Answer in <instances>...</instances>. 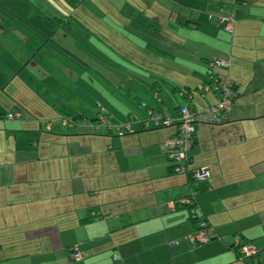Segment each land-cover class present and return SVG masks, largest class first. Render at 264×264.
I'll return each mask as SVG.
<instances>
[{
	"label": "crops",
	"instance_id": "obj_1",
	"mask_svg": "<svg viewBox=\"0 0 264 264\" xmlns=\"http://www.w3.org/2000/svg\"><path fill=\"white\" fill-rule=\"evenodd\" d=\"M174 3L40 8L49 19L0 6V264H264V0ZM215 58L238 95L226 122L196 126L189 166L210 176L192 186L161 149L177 123L154 127L147 110L176 120L213 104L188 95ZM98 104L132 132L61 124H91ZM199 220L209 240L191 243Z\"/></svg>",
	"mask_w": 264,
	"mask_h": 264
},
{
	"label": "built area",
	"instance_id": "obj_2",
	"mask_svg": "<svg viewBox=\"0 0 264 264\" xmlns=\"http://www.w3.org/2000/svg\"><path fill=\"white\" fill-rule=\"evenodd\" d=\"M219 12L222 13L223 9L220 8ZM221 19L223 20L225 31L231 32L234 21L233 15H223ZM228 66L229 62L225 58H215L210 61L207 69V82L203 83L197 91L193 90L188 95V97H193L195 95L204 96L205 94L212 92L217 93L218 98L213 104L200 109H192L189 106L184 105L179 108L178 118L176 120L167 116H161L160 114H154L152 110H147L148 115L153 120L154 127L170 126L175 122L177 123V132L174 135L168 136L161 143V149L171 162L173 171L176 174L188 175L192 186L198 184L199 181L208 179L210 176L208 167L190 169L188 165L190 161L189 151L192 147L196 126L198 124H221L226 122L232 109L233 102L237 96L235 82L224 72ZM97 109V116L91 124L87 123L85 119L72 117H62L60 122L67 128L84 125L95 131L99 130L101 127H109L113 128L119 136L132 132L130 122H115L112 120L111 114L106 111L102 104H98ZM19 117V111H12L2 115V118L6 120H12ZM144 124L148 125L147 120ZM51 127L52 121L48 120L44 122L45 130H50ZM188 201L187 198H183L180 200V203L186 204ZM188 240L191 243L207 242L209 240L207 223L199 220L197 230L188 237ZM238 251L240 254L239 256L242 258L256 256L258 252L255 247L243 242H239ZM70 258L74 261L82 259V254L79 251L78 245L72 247L70 250Z\"/></svg>",
	"mask_w": 264,
	"mask_h": 264
},
{
	"label": "rangeland",
	"instance_id": "obj_3",
	"mask_svg": "<svg viewBox=\"0 0 264 264\" xmlns=\"http://www.w3.org/2000/svg\"><path fill=\"white\" fill-rule=\"evenodd\" d=\"M175 0H0V6L8 7V11H13L14 9H30V8H40L49 7L50 9H54L55 7H62L66 6H77L79 8H86L90 10L95 7H118L120 9H126L130 7H149L155 6H175ZM179 5H187L186 0H178ZM158 5V6H157ZM55 10V9H54ZM2 10L0 9V16L2 17H9V15H4L1 13ZM54 14V13H53ZM41 19H49L52 16L48 11H42V13L37 14ZM28 14L27 16H37ZM59 17H62L61 14H58ZM72 17H79L83 16L80 14H72ZM88 17L95 18V14H89ZM29 19V18H28ZM28 22H33V18L27 20Z\"/></svg>",
	"mask_w": 264,
	"mask_h": 264
},
{
	"label": "trees",
	"instance_id": "obj_4",
	"mask_svg": "<svg viewBox=\"0 0 264 264\" xmlns=\"http://www.w3.org/2000/svg\"><path fill=\"white\" fill-rule=\"evenodd\" d=\"M220 8H224V7H220ZM219 8V9H220ZM219 9H217V11L219 12ZM227 14H232V12H230V13H226V12H224V9H223V12H222V15H227ZM233 29V28H232ZM233 31V30H232ZM231 31V32H232ZM231 32H228V33H231ZM207 69H208V66H207ZM228 69H229V66H228V68L227 69H225V73L232 79V77L229 75V73H228ZM223 73V72H222ZM207 77H208V75H207ZM233 80V79H232ZM234 81V80H233ZM207 82V81H206ZM235 82V81H234ZM235 84H236V82H235ZM236 87V90H237V86H235ZM200 88V87H199ZM198 88V89H199ZM212 93H214V92H212ZM214 94H217V93H214ZM237 95H238V91H237ZM237 97V96H236ZM182 106H184V105H182ZM182 106H180V107H182ZM233 106V105H232ZM179 107V108H180ZM205 107H207V106H205ZM179 108H178V110H179ZM72 118H77V117H72ZM119 136V135H118ZM190 162V161H189ZM188 165H189V163H188ZM190 167V166H189ZM190 169H193V168H191L190 167ZM190 210L191 209H194V205H193V203H192V201H188L186 204H185ZM195 211V210H194ZM69 259L71 260V261H74L73 259H71L70 258V252H69ZM80 261V260H79Z\"/></svg>",
	"mask_w": 264,
	"mask_h": 264
}]
</instances>
